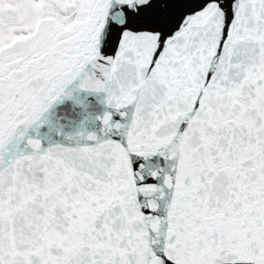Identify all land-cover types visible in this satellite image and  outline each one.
<instances>
[{
    "label": "snow or ice",
    "instance_id": "6c2138e0",
    "mask_svg": "<svg viewBox=\"0 0 264 264\" xmlns=\"http://www.w3.org/2000/svg\"><path fill=\"white\" fill-rule=\"evenodd\" d=\"M0 264H264V0H0Z\"/></svg>",
    "mask_w": 264,
    "mask_h": 264
}]
</instances>
